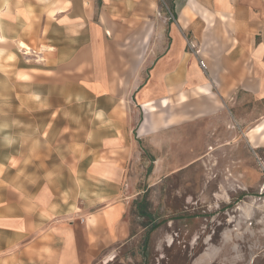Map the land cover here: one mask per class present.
I'll return each instance as SVG.
<instances>
[{"label":"crops","instance_id":"obj_1","mask_svg":"<svg viewBox=\"0 0 264 264\" xmlns=\"http://www.w3.org/2000/svg\"><path fill=\"white\" fill-rule=\"evenodd\" d=\"M29 75L62 97L39 110L85 115L55 110L20 147L0 115V264H94L130 235L140 141L264 144V0H183L172 19L159 0H0V82Z\"/></svg>","mask_w":264,"mask_h":264},{"label":"rangeland","instance_id":"obj_2","mask_svg":"<svg viewBox=\"0 0 264 264\" xmlns=\"http://www.w3.org/2000/svg\"><path fill=\"white\" fill-rule=\"evenodd\" d=\"M182 3L159 0L170 19ZM29 79L14 90L0 82V115L18 132L19 147L27 137L31 146L37 143L55 110L63 124L70 114L85 115L84 108L47 107L61 94ZM39 99L47 100L46 109L32 103ZM211 137L189 134L187 154L181 137L171 144L159 140L164 148L157 150L139 142L123 191L130 235L94 264H264V144L252 147L241 133L237 139Z\"/></svg>","mask_w":264,"mask_h":264},{"label":"bare ground","instance_id":"obj_3","mask_svg":"<svg viewBox=\"0 0 264 264\" xmlns=\"http://www.w3.org/2000/svg\"><path fill=\"white\" fill-rule=\"evenodd\" d=\"M21 46H22L23 48H25V50H26L27 53H30L29 48L25 47L23 44H22Z\"/></svg>","mask_w":264,"mask_h":264}]
</instances>
